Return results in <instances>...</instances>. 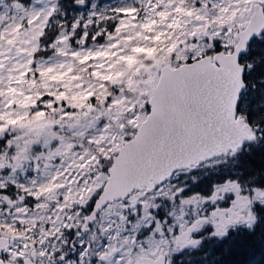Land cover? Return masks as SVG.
<instances>
[{
  "label": "snow or ice",
  "instance_id": "snow-or-ice-1",
  "mask_svg": "<svg viewBox=\"0 0 264 264\" xmlns=\"http://www.w3.org/2000/svg\"><path fill=\"white\" fill-rule=\"evenodd\" d=\"M0 264H264V0H0Z\"/></svg>",
  "mask_w": 264,
  "mask_h": 264
}]
</instances>
